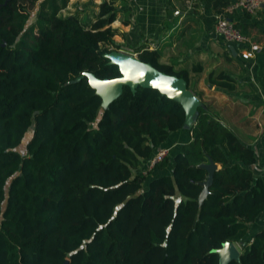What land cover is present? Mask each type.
I'll use <instances>...</instances> for the list:
<instances>
[{"label": "trees", "instance_id": "16d2710c", "mask_svg": "<svg viewBox=\"0 0 264 264\" xmlns=\"http://www.w3.org/2000/svg\"><path fill=\"white\" fill-rule=\"evenodd\" d=\"M66 3L0 0V264H217L224 241L238 245L226 264H264V227L246 238L264 209L253 149L209 110L187 68L136 46L140 60L183 77L201 100L170 173L145 181L167 164L166 153L148 163L184 124V110L141 85L123 84L102 104L84 72L120 74L105 56L119 47L110 26L116 8L101 0L85 20L62 13ZM227 3L212 7L218 13ZM205 82L227 91L239 85L221 68ZM209 159L218 166L201 197Z\"/></svg>", "mask_w": 264, "mask_h": 264}, {"label": "crops", "instance_id": "0c3cea01", "mask_svg": "<svg viewBox=\"0 0 264 264\" xmlns=\"http://www.w3.org/2000/svg\"><path fill=\"white\" fill-rule=\"evenodd\" d=\"M100 1L67 0L61 12L76 11L81 19L87 20L95 13ZM112 1L116 17L110 26L115 28L112 37L119 45L117 49L133 53L136 46L156 48L161 60L177 68H187L190 85L202 90V100L209 110L253 149L255 160L250 168L264 183V81L261 78L264 72V4L253 13L234 9L228 15L248 39L258 45L254 55L243 58L240 52L247 47L246 43L223 41L217 35L214 23L223 11L215 12L213 0ZM193 63H199L201 70L190 71ZM210 68L230 72L239 85L235 90L227 91L206 83L205 75ZM198 76H203L207 89L199 84ZM191 122V119L187 120L180 128L170 131L155 147V150L168 148V162L146 174L145 181L149 175L170 173L172 156L189 138ZM260 227H264V209L248 224L246 238L249 239Z\"/></svg>", "mask_w": 264, "mask_h": 264}, {"label": "water", "instance_id": "95a60500", "mask_svg": "<svg viewBox=\"0 0 264 264\" xmlns=\"http://www.w3.org/2000/svg\"><path fill=\"white\" fill-rule=\"evenodd\" d=\"M105 56L108 58L109 63L117 65L120 72L118 76L98 78L89 71L84 72L90 85L99 95L102 104L110 102L117 96L123 84L129 86L131 90L136 85L150 86L180 103L184 110V123L187 120L195 119L197 115L196 108L200 104V101L186 86V81L183 77L165 73L150 63L140 60L135 53L111 49L105 53ZM202 165L206 168L207 173L205 179L202 181V188L199 193L201 197L207 191V185L211 181L212 171L216 167V163L209 159L206 163H202ZM216 252L217 264H226L229 259L236 258L238 255V251L231 241H224L216 249ZM61 264H67V260L64 259Z\"/></svg>", "mask_w": 264, "mask_h": 264}, {"label": "built area", "instance_id": "2783aa9c", "mask_svg": "<svg viewBox=\"0 0 264 264\" xmlns=\"http://www.w3.org/2000/svg\"><path fill=\"white\" fill-rule=\"evenodd\" d=\"M262 4H264V0H231L224 6L222 15L217 17L215 20L214 29L223 41H233L239 44H247V47L240 52V55L243 58L252 56L253 52L258 49V45L257 43L250 41L247 35L242 33L239 28L235 26L234 21L224 18L225 16L223 14L231 13L234 9H240L248 13H253ZM166 152L165 149H161L154 153L149 159V166L153 162L159 160Z\"/></svg>", "mask_w": 264, "mask_h": 264}, {"label": "rangeland", "instance_id": "374dc122", "mask_svg": "<svg viewBox=\"0 0 264 264\" xmlns=\"http://www.w3.org/2000/svg\"><path fill=\"white\" fill-rule=\"evenodd\" d=\"M30 9V8H29ZM32 14H33V10L30 12V14H29V19H31L32 18ZM220 15H222V13L221 14H219L217 17H219ZM225 17L224 18H227V19H230L229 17H228V15H229V13H226V14H223ZM122 51V50H121ZM124 52H127V51H124ZM127 53H130V52H127ZM134 53V52H133ZM211 69V68H210ZM190 71H192L191 69H190ZM193 72V71H192ZM200 78V79H199ZM203 76H198V82H199V84L200 85H202V86H204V89H207V87H205V84L203 83ZM199 88V87H198ZM206 91V90H205ZM30 131H31V129H30V127L25 131V133L23 134V137H22V139H21V141H20V143L18 144V146H17V148L19 149V148H23L24 147V144H25V142H26V140H27V138L29 137V135H30ZM161 149H165V152L168 150V148H157L156 150H155V153L157 152V151H159V150H161ZM145 184V181H143V185ZM234 244V246H235V248H236V250L238 251V245H237V243H233Z\"/></svg>", "mask_w": 264, "mask_h": 264}]
</instances>
